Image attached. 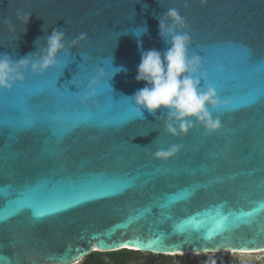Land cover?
<instances>
[{
	"label": "water",
	"instance_id": "obj_1",
	"mask_svg": "<svg viewBox=\"0 0 264 264\" xmlns=\"http://www.w3.org/2000/svg\"><path fill=\"white\" fill-rule=\"evenodd\" d=\"M170 8L178 9L186 18L191 39L189 56L200 48L219 45L223 63L231 67L235 57L230 53L232 44H236L248 48L255 61L264 60V0H207L205 5L200 0H0V54L18 60L34 53L37 38H41L37 46L43 47V38L53 29L65 32L66 45L85 33L86 40L66 47L58 55V61L65 54L71 55L72 60L63 69L57 87L81 73L90 79L103 68L108 76L101 87L111 91L118 106L130 110L134 105L123 95L131 96L144 87L143 82L135 79L141 50L166 49L158 36L156 17ZM18 11L32 14L26 33L17 18ZM5 20L14 30L9 29ZM141 26L148 31L139 38L143 49H138L132 31ZM84 62L86 67L82 66ZM218 66L228 73L222 63ZM118 67L127 71L112 75ZM254 71L256 64L233 66L230 87L243 89L248 75ZM46 73L52 78L55 71L50 68L33 77L39 79ZM68 87L71 92L78 91L75 84L69 83ZM3 92L0 90V100ZM94 101L85 105L100 110L101 103L95 97ZM142 111L140 120L76 128L62 143L53 141V146L60 149L55 158H43L47 137L37 132L20 134L15 144L18 159L6 161L0 156V214L9 200L19 198L25 187L33 188L37 196L54 197L59 194L57 186L66 178L79 181L81 177L116 173L137 175L157 167L179 170V176L170 180L144 176L148 183L140 188L86 202L42 221H36L30 210L9 217L0 223V256L5 257L6 264H78L93 252L121 249L158 255L183 254L195 263L205 261L204 253H208L225 264H264V255L232 254L234 247L264 248V102L228 114L215 112L222 122L219 134H208L197 126L182 137L165 134L160 122L163 117L156 120L147 110ZM97 118L102 123H111L118 121L121 113L106 106ZM172 145H179V151L171 158H154L158 149ZM198 181L213 183L171 208L164 209L155 203L163 195H175ZM144 208L151 211L128 224L130 216L139 215L135 210ZM217 208L222 215L230 212L236 215L253 212V215L247 218V223L214 234L210 243L204 237L214 227L211 218L216 216ZM164 213L171 219L164 218ZM188 220L192 224L184 223ZM201 221L200 229H195L193 225ZM180 225L182 231L177 232ZM157 235L163 236V246L153 244ZM96 238L114 245L97 247ZM122 243H129L133 249L120 247ZM136 243L141 247L137 248ZM125 264L152 263L147 257Z\"/></svg>",
	"mask_w": 264,
	"mask_h": 264
},
{
	"label": "snow or ice",
	"instance_id": "obj_2",
	"mask_svg": "<svg viewBox=\"0 0 264 264\" xmlns=\"http://www.w3.org/2000/svg\"><path fill=\"white\" fill-rule=\"evenodd\" d=\"M184 19L186 21V18ZM232 45H234V48L230 54L235 57V60L231 67L223 63L219 45L211 48H200L198 53H194L200 56L202 61L201 71L207 74V78L201 80L202 85L207 87L211 84L222 101H229L227 108L218 110L221 114H228L238 108L254 106L257 103L264 102V60L255 61L248 48L236 44ZM71 60V55L65 54L58 61L59 67L52 68L55 71L52 78H49L46 73L36 79L30 71H26L22 84L14 85L10 91L4 90L2 100H0V148H2L0 156L4 160H16L19 158L15 144L18 142L20 134L25 132H37L40 136L47 137L45 150L42 153L43 158L47 159L49 156L55 158L60 153L59 147L53 146V141H56L57 144L62 143L68 134L78 127L86 125L103 127L109 124H123L131 120L143 119L135 106L130 110L126 107L118 106L116 101L113 100L111 91L101 87L102 82L96 89L97 94L95 96V99L101 103V109L94 111L91 105L82 104L81 100L89 81L86 73H81L78 78L73 76L71 81H67L57 87V81L63 75V69ZM220 63L228 69V73L220 70L218 66ZM252 64H256V71L248 75L244 88L230 87L232 79L230 74L233 66L247 67ZM82 66L86 67V62ZM210 69H212L211 74ZM69 83L75 84L78 91H69ZM225 92L229 94L225 95ZM106 106L111 110L119 111L121 118L111 123H102L97 117L104 111ZM239 132L240 130L237 129V135H239ZM216 134H219V131ZM174 175L179 176V170L157 167L150 172L137 175L116 173L92 176L90 178L81 177L79 181L66 178L57 186L59 194L54 197L37 196L34 194L35 190L33 188L25 187L19 198L8 201L7 206L3 209V214H0V223L6 222L9 217L20 214L24 210H30L36 221H42L45 218L86 202L120 196L130 189L140 188L148 183L147 179L142 178L144 176L170 180ZM212 183L213 181L193 182L189 187L183 188L175 195H163L161 197L163 203H161V200H157L155 203L164 209L171 208L177 202L189 200L199 190L209 188ZM92 196L95 198L90 199ZM135 211L139 215L130 216L128 224L150 212L151 208L136 209ZM252 215L253 212H241L239 215L230 212L228 215H222L219 208H217L216 216L211 218L214 227L207 231L204 239L211 243L214 234L219 235L222 231H230L238 224L247 223V218ZM163 216L166 219H171V216L167 213H164ZM184 223L192 224V221L188 220ZM202 223L203 221L196 223L193 227L199 230ZM120 227L125 226L120 225ZM176 231H182L181 225L177 227ZM96 239L97 247L110 248L114 245V243H109L105 239ZM152 242L153 244L158 242L163 246L164 238L162 235H157L155 239H152ZM119 246L127 248L130 245L129 243H122ZM136 247L139 248L141 246L136 243ZM240 252L264 253V248L234 247L232 249L233 255H237ZM0 264H6L5 257L0 256Z\"/></svg>",
	"mask_w": 264,
	"mask_h": 264
},
{
	"label": "clouds",
	"instance_id": "obj_3",
	"mask_svg": "<svg viewBox=\"0 0 264 264\" xmlns=\"http://www.w3.org/2000/svg\"><path fill=\"white\" fill-rule=\"evenodd\" d=\"M205 5L207 0H200ZM187 2L185 7H187ZM30 13H17V18L24 24L23 33L27 32L26 25L31 18ZM158 20V36L167 46L164 51L156 48L141 50L140 63L137 65V82H143L144 87L138 89L131 96V100L138 113L143 117V111L161 117L163 131L172 137L186 136L189 131L199 126L208 134H214L222 128L219 116L214 115L221 108H227L229 101L221 100L215 88L209 84L201 86V80L207 78V74L201 71L202 61L199 55L189 56L188 48L191 43L188 32L189 26L176 8H170ZM10 30H14L9 21L5 20ZM148 31L146 26L133 30L137 37L138 49H143L142 40L139 39ZM127 34V33H126ZM87 39L85 33H81L66 45V34L60 29H53L50 35L43 38V47L37 46V38L34 42L37 51L28 53L24 57L13 60L8 54H0V90L10 91L17 83L24 81V73L30 71L34 75H42L50 68L59 67L58 55L66 47H73ZM19 40V37L17 38ZM113 59V57H112ZM121 71L124 67L114 68L112 75ZM112 75L110 79L112 78ZM108 76L103 68L96 71L87 85L81 103L87 104L94 101L96 89ZM108 79V81L110 80ZM108 87L111 86L108 84ZM112 89V88H111ZM160 115H156L157 113ZM148 135V134H146ZM145 135V136H146ZM140 147L139 145H137ZM179 151V145H172L167 149H158L153 153L156 159H168ZM199 255V252L195 253ZM207 259L204 264H217L212 255L204 253ZM254 253L240 252V257L251 256ZM258 257L264 253L256 254Z\"/></svg>",
	"mask_w": 264,
	"mask_h": 264
},
{
	"label": "flooded vegetation",
	"instance_id": "obj_4",
	"mask_svg": "<svg viewBox=\"0 0 264 264\" xmlns=\"http://www.w3.org/2000/svg\"><path fill=\"white\" fill-rule=\"evenodd\" d=\"M201 255V254H199ZM149 257L152 264H204V261L199 262H192L189 260L188 257L184 256L183 254H170V255H158L152 253H144V252H137V251H128L126 255L118 256L114 258L112 263L110 264H125L131 260H140ZM217 261V260H216ZM101 264H105V262H100ZM217 264H225L224 262H218Z\"/></svg>",
	"mask_w": 264,
	"mask_h": 264
},
{
	"label": "trees",
	"instance_id": "obj_5",
	"mask_svg": "<svg viewBox=\"0 0 264 264\" xmlns=\"http://www.w3.org/2000/svg\"><path fill=\"white\" fill-rule=\"evenodd\" d=\"M128 251L130 250L121 249L113 252H93L89 256H87L80 264H101L100 262L110 264L112 263L111 261H113L114 258L126 255Z\"/></svg>",
	"mask_w": 264,
	"mask_h": 264
},
{
	"label": "rangeland",
	"instance_id": "obj_6",
	"mask_svg": "<svg viewBox=\"0 0 264 264\" xmlns=\"http://www.w3.org/2000/svg\"><path fill=\"white\" fill-rule=\"evenodd\" d=\"M259 252H255L254 254H253V256H257L256 254H258ZM261 256V255H260ZM258 257V256H257ZM80 263H82V262H80ZM80 263H78V264H80Z\"/></svg>",
	"mask_w": 264,
	"mask_h": 264
},
{
	"label": "bare ground",
	"instance_id": "obj_7",
	"mask_svg": "<svg viewBox=\"0 0 264 264\" xmlns=\"http://www.w3.org/2000/svg\"><path fill=\"white\" fill-rule=\"evenodd\" d=\"M127 248L133 249V247H127Z\"/></svg>",
	"mask_w": 264,
	"mask_h": 264
}]
</instances>
